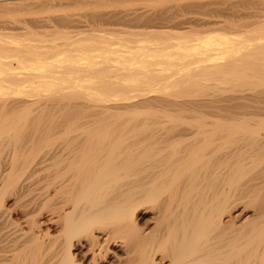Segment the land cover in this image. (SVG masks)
<instances>
[{
    "label": "bare ground",
    "instance_id": "obj_1",
    "mask_svg": "<svg viewBox=\"0 0 264 264\" xmlns=\"http://www.w3.org/2000/svg\"><path fill=\"white\" fill-rule=\"evenodd\" d=\"M59 1L172 25L0 33V264H264V0ZM51 2L0 16L47 26ZM70 10L59 25L85 21Z\"/></svg>",
    "mask_w": 264,
    "mask_h": 264
},
{
    "label": "rangeland",
    "instance_id": "obj_2",
    "mask_svg": "<svg viewBox=\"0 0 264 264\" xmlns=\"http://www.w3.org/2000/svg\"><path fill=\"white\" fill-rule=\"evenodd\" d=\"M184 1H186V0H167L166 2L168 3L169 6H173V5L180 6ZM53 2H51L52 5L54 6V7L52 6L53 8L52 7L45 8V9L42 10V12H40V14H42L43 18H45L46 21L48 20L50 22L47 21V23H46V21L44 19L42 21H44L46 23V25L50 23L49 25H47V26H36L34 24V22H33V15H35V14L34 13L30 14V11L28 12L25 9H23V10H25L24 12H23V10H20L18 12L11 11V12H13L12 14L8 13L10 11H7L5 13L7 15H5V16L1 15L2 17L0 16V19L1 18H6V19H1L2 21L0 20V28L3 26L0 29L1 35L3 33V36H5V38L7 37L6 38L7 40H10L12 36L17 35L15 37L20 38V36H21L20 39H24L26 41V37H28L29 34H30V36L32 38L29 36L27 38V41L30 38V39H32L31 41L38 42V41H36V39L39 40V38L41 36H44L46 38H50V39L52 38L53 41L55 40V41L62 42V41L67 40L66 36L63 37L64 35L59 33L62 30L64 32H67L68 35H72L74 37L81 36V35H84V34H88V33L92 32V31H94L95 29L96 30H102V31H109V32H113V33H116V34H120V35H125V34H128L130 32H136V31H142V30L148 31V30H152V29L157 28V27H169L170 25H172L171 23H157V22H129V23H126V22H123V21H112V22L106 23V24H100V25L96 24L95 25V24H92L90 22L88 23L87 21H89V19H88V17H85L89 8L85 7V9H84L83 8L84 6H80V8L78 10V9H76L77 7H75L74 5H67L66 3L61 2L59 0H53ZM64 4L66 5V7L64 6ZM111 4L108 6V8H105V9L113 10L115 7H119V4H116V6H112L113 4L112 5ZM123 4H125V5H123ZM61 5L64 6L67 9V11L72 9V10H70V12L73 11V13L76 14L74 16H76V17H77V14H78V18L77 19H80V20L84 19L85 21H83V23L80 24V25H71V24L70 25H66V26L65 25H59L56 16L60 15L63 12H66V11H64L65 8L61 7ZM120 5H123V6L119 7V8L122 7V9L125 8V9L131 10V11L139 9V10H147L148 12L160 7V5L157 4V2L153 3L150 0H131V1L130 0L129 1L128 0H123ZM67 6H68L69 9L67 8ZM50 8L55 10V12L53 10H51ZM58 8L60 10H62L63 12L59 11ZM46 10H47V13H45ZM49 10H51L53 12H51ZM22 12L23 13L26 12V14H23ZM27 12L29 14H27ZM48 12H50V13H48ZM0 14L4 15V13H0ZM17 14H20V15H17ZM187 15H190V16L192 15L193 16L192 19H189V21H191V22L188 21L187 23L186 22L185 23H173L174 24L173 25V29L178 30V31L180 29V31H182L185 28L189 29V28H191L193 26L197 27V20H196L197 19V10L193 11V12H189ZM19 17L22 18L21 20H23V22H21ZM52 17H54V18H52ZM48 18H50V19H48ZM11 19H12L13 22L11 21ZM26 19H28V20H26ZM177 19H180V17H178ZM177 19H175V20H177ZM3 20L6 21L5 24H8V25H5ZM8 20H10V22ZM25 20L27 21V23H26ZM13 23L14 24L18 23V24L17 25H13ZM75 23H72V24H75ZM1 24H3V25H1ZM30 24H32V25H30ZM4 25L6 26V30L4 29V27H5ZM11 27H12V29H11ZM5 32H7L6 35H5ZM18 33H20V34H18ZM195 91H197V89ZM195 91H193V92L196 93ZM10 203H11V201L9 200V204ZM149 214L150 213H144V214L141 213L140 215L141 216H148ZM19 215H21V214L14 213L13 216L14 217H19L21 220L19 218H18V220L22 221V217H20ZM102 264H106V261L105 262L103 261Z\"/></svg>",
    "mask_w": 264,
    "mask_h": 264
}]
</instances>
